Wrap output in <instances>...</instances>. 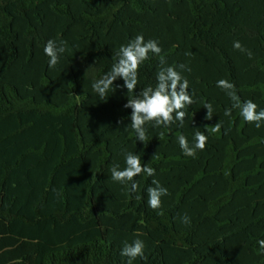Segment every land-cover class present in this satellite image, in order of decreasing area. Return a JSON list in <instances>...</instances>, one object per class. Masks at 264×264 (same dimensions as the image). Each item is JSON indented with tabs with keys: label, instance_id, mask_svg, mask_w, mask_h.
I'll return each instance as SVG.
<instances>
[{
	"label": "trees",
	"instance_id": "16d2710c",
	"mask_svg": "<svg viewBox=\"0 0 264 264\" xmlns=\"http://www.w3.org/2000/svg\"><path fill=\"white\" fill-rule=\"evenodd\" d=\"M138 34L162 51L130 95L155 87L164 60L194 101L182 126L146 124L145 143L126 129L127 89L103 101L91 87ZM48 40L67 41L55 68ZM220 79L264 109V0H0V264H127L137 238L147 259L133 264H264V121H244ZM196 132L205 149L187 156L177 137L192 146ZM128 152L168 189L160 209L152 177L137 192L110 179Z\"/></svg>",
	"mask_w": 264,
	"mask_h": 264
},
{
	"label": "clouds",
	"instance_id": "9594fccd",
	"mask_svg": "<svg viewBox=\"0 0 264 264\" xmlns=\"http://www.w3.org/2000/svg\"><path fill=\"white\" fill-rule=\"evenodd\" d=\"M233 47L241 50L244 49L240 41H234ZM67 41H60L57 45L56 41L48 40L44 46V53L49 58L48 64L50 68H55L59 62V54L68 51ZM162 49L156 40H145L143 34H138L131 39L127 44L121 45L114 57V63L100 79H94L92 82V90L100 100L107 101L108 93L115 92L117 87L127 89V103L125 108H131V123L126 127L131 128L136 133L137 141L147 140L146 124L153 127H169L175 122H179L182 126L186 117V112L183 110L186 106L191 105L194 101L189 94V81L181 75V72L174 66H163L164 60H161L155 87L147 86L143 88L137 95V85L139 83V69L141 64L149 59V54L160 55ZM251 56V53H248ZM185 66L179 65L180 69ZM118 79L124 81L123 85H115L114 82ZM217 87L221 88L233 101L232 108H238L242 119L249 123H255L256 127H261V122L264 121V109L257 112V104L252 100H248L243 104L240 103L239 97L235 92V86L225 79L217 81ZM204 107L208 110L206 119H211L213 116V107L211 103H205ZM232 108L225 110V116H231ZM213 131H219V124L216 125ZM178 144L181 150L187 156L194 157L196 151H203L206 146L207 137L196 132L193 138L192 146H189V141L184 135L177 137ZM125 167L123 170L119 165H114L110 168V179L120 184L127 185L130 183L131 192H137L139 188L138 182L134 179L138 175L146 174L152 177V185L147 188V204L157 210L162 207V197L170 195L167 188L163 187L158 179L155 178V169L147 165H142L139 155L128 152L125 154ZM182 222L189 224L190 217L185 214L181 218ZM137 237L141 235L139 231L135 233ZM264 246V241H261ZM120 255L127 257V264H133L138 258L147 259L145 255L144 241L137 238L131 243L125 241L121 249Z\"/></svg>",
	"mask_w": 264,
	"mask_h": 264
}]
</instances>
